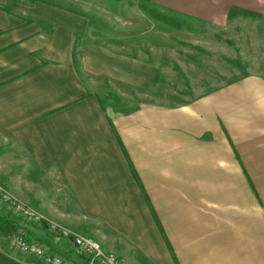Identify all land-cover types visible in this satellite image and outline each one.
Returning a JSON list of instances; mask_svg holds the SVG:
<instances>
[{"label": "crops", "instance_id": "obj_1", "mask_svg": "<svg viewBox=\"0 0 264 264\" xmlns=\"http://www.w3.org/2000/svg\"><path fill=\"white\" fill-rule=\"evenodd\" d=\"M161 1L150 0L218 27L232 8L264 18V0ZM0 2V185L125 264H264L263 77L123 113L95 82L139 88L159 72L95 37L94 23L119 21L103 0ZM0 215L83 262L69 239L1 203ZM9 234L0 264H39Z\"/></svg>", "mask_w": 264, "mask_h": 264}, {"label": "rangeland", "instance_id": "obj_2", "mask_svg": "<svg viewBox=\"0 0 264 264\" xmlns=\"http://www.w3.org/2000/svg\"><path fill=\"white\" fill-rule=\"evenodd\" d=\"M99 7L119 21L111 16L104 25L94 23L95 37L114 51L153 63L159 72L155 82L139 88L103 78L95 82L103 102L123 113L141 104L183 105L247 75L264 78V18L235 17L218 27L146 0H103ZM134 259L159 264L139 254Z\"/></svg>", "mask_w": 264, "mask_h": 264}, {"label": "built area", "instance_id": "obj_3", "mask_svg": "<svg viewBox=\"0 0 264 264\" xmlns=\"http://www.w3.org/2000/svg\"><path fill=\"white\" fill-rule=\"evenodd\" d=\"M0 203L18 219L31 224L43 225L52 235L69 239L83 260L81 264H125L115 254L103 251L94 240L49 221L40 212L14 197L2 185H0ZM8 241L18 253L37 260L39 264H79L53 251L47 244L29 241L21 229L10 232Z\"/></svg>", "mask_w": 264, "mask_h": 264}, {"label": "trees", "instance_id": "obj_4", "mask_svg": "<svg viewBox=\"0 0 264 264\" xmlns=\"http://www.w3.org/2000/svg\"><path fill=\"white\" fill-rule=\"evenodd\" d=\"M146 1L150 2V0H146ZM141 9L143 11H147V8H145L143 4H141ZM157 17L165 21L164 18L160 16H157ZM235 17L255 18L257 17V15L251 12L244 11V10L232 8L228 13V19H232ZM168 21L172 23V20H168ZM17 229H18V226L15 224V222L7 220L6 218L0 215V234L2 236H7L9 232H14Z\"/></svg>", "mask_w": 264, "mask_h": 264}]
</instances>
